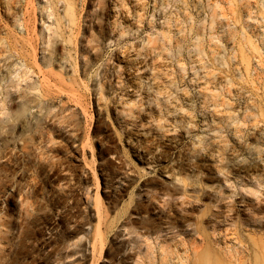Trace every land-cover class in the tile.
Instances as JSON below:
<instances>
[{
	"label": "rangeland",
	"instance_id": "374dc122",
	"mask_svg": "<svg viewBox=\"0 0 264 264\" xmlns=\"http://www.w3.org/2000/svg\"><path fill=\"white\" fill-rule=\"evenodd\" d=\"M0 264H264V0H0Z\"/></svg>",
	"mask_w": 264,
	"mask_h": 264
}]
</instances>
